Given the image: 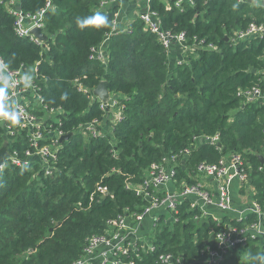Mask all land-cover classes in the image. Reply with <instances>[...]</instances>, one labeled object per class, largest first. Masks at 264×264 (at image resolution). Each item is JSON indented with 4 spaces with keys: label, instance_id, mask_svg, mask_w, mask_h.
<instances>
[{
    "label": "trees",
    "instance_id": "trees-1",
    "mask_svg": "<svg viewBox=\"0 0 264 264\" xmlns=\"http://www.w3.org/2000/svg\"><path fill=\"white\" fill-rule=\"evenodd\" d=\"M102 0H20L24 14L42 17L47 50L14 32V19L0 6V56L10 69L37 67L45 103L64 111L55 125L70 139L61 143L57 172L46 177L37 167L6 165L0 170V264H72L83 255L87 240L101 236L107 221L145 202L133 186L163 158L178 155V184H197L196 168L214 165L237 154L250 200L264 213V99L245 103L239 91L264 89V38L232 44L237 30L264 23V8L248 0H151L164 31L183 33L186 50L177 63L157 37L136 18L112 33L117 6L100 8ZM264 3V0H256ZM99 13L106 24L96 23ZM93 18L81 26L79 20ZM212 44L216 50L199 48ZM105 44V59L95 58ZM204 45V44H203ZM107 82L123 107L122 119L111 123L99 107L75 87L93 90ZM93 120L102 135L89 138L77 131ZM216 137L215 144L210 140ZM220 144V147H217ZM187 151L186 154L180 152ZM183 162V165H182ZM241 185L238 196H245ZM185 200L178 222L157 226L152 252H130L123 262L153 264L160 254L195 263L211 246L219 229ZM257 221L248 213L235 226ZM244 264H264V241L250 239ZM236 259L224 264H238Z\"/></svg>",
    "mask_w": 264,
    "mask_h": 264
},
{
    "label": "built area",
    "instance_id": "built-area-1",
    "mask_svg": "<svg viewBox=\"0 0 264 264\" xmlns=\"http://www.w3.org/2000/svg\"><path fill=\"white\" fill-rule=\"evenodd\" d=\"M20 0H0V6L13 17L14 32L20 38H28L38 45L43 51L47 50L46 43L32 34V30L39 29L43 34L44 25L42 17L45 11L51 8L46 3V8L36 14H24L19 5ZM122 0H102L100 8L105 9L119 4ZM144 6L137 18L145 28L156 35L158 42L165 50L171 52L175 46L180 48L181 54L186 50L193 51L185 44L183 33L174 35L164 31L161 27L158 14L151 11V0H143ZM183 1L177 0L175 6L180 8ZM251 4L264 3L252 0ZM116 17V16H115ZM116 20L112 23V33L117 32ZM126 30V29H125ZM264 38V23H252L243 30H237L230 38L232 44L253 39ZM204 44V45H203ZM200 49L216 50L212 44L199 43ZM95 58L104 61L105 56L98 48ZM37 65V64H36ZM21 66L19 69H10L0 56V87L5 89L3 104L5 109L15 115L14 119L0 117V149L5 147V154L0 170L6 165L17 168L37 167L44 176L49 177L57 172L56 163L61 149L60 138L65 134L55 127L61 117L65 116L63 110L49 107L41 94L37 67ZM77 90L83 93L92 102L95 99L92 91L75 84ZM245 103H254L264 99V89L253 87L237 93ZM100 109L105 112L106 118L111 123L122 119L123 107L118 99L110 95L108 103L99 101ZM102 122L93 120L88 125H80L77 131L87 134L89 138H97L102 135L98 129ZM216 137L210 141L215 144ZM186 154L187 151L180 152ZM178 155L165 157L159 163L152 165L141 183L133 186L136 196L146 204L138 211L117 215L107 221L106 230L101 236H92L87 240L82 257L72 264H133L132 261L123 262L122 257L130 252L138 254L140 251L147 253L154 250L153 237L141 236L140 230L145 219L151 222L149 230L157 226H170L178 222L179 206L189 200L190 210H199L200 215H195L190 221L197 224L202 218H212L217 222L219 229L210 236L211 246L206 249L195 263L191 264H224L239 256L238 264H244L245 250L250 239L264 241V213L251 202L236 208L233 204L231 188L236 181L244 186L246 194L248 189L247 175L242 170V160L237 154H231L217 164H200L196 168V177L202 179L197 184L187 186L178 184L176 180V168L179 166ZM264 172V163L259 168ZM202 182H210L213 187L208 189ZM175 184V189L170 186ZM238 189V191H239ZM250 196V195H249ZM248 196V197H249ZM246 197V195L244 196ZM248 213L257 214V221L248 225L235 226L223 223V220L241 222ZM153 264H183L181 258L171 254H160Z\"/></svg>",
    "mask_w": 264,
    "mask_h": 264
},
{
    "label": "crops",
    "instance_id": "crops-1",
    "mask_svg": "<svg viewBox=\"0 0 264 264\" xmlns=\"http://www.w3.org/2000/svg\"><path fill=\"white\" fill-rule=\"evenodd\" d=\"M115 6H117V13L115 15L116 16L115 20L117 22L116 23V30L117 31H123L127 28V26L132 21H134L137 18L138 14L143 9L144 1L143 0H122L119 4H117ZM100 48H101L103 54L105 55V52H104L105 51V44H103ZM180 59H181L180 48L178 46H175L173 48V50L170 52V61H171V63L173 62L175 64ZM198 181H202V179L198 178ZM202 184H204L208 189H211L213 187V185H211L210 182H202ZM170 188H171L170 190H174L175 184H172V187L170 186ZM238 189H239V184L236 181H234L232 188H231V195H232L233 204L236 208H241V207H243L244 204L250 203V196L249 195L251 194V190L248 189L246 197H244V196L239 197L238 196V192H239ZM241 202H243V204ZM150 225H151L150 220L145 219L144 222L142 223V229L140 230L141 236H147V234H145V232H146L145 226H147V228L148 227L150 228ZM149 228H148V230H149ZM149 233H150V230H149ZM153 236H154V232H153Z\"/></svg>",
    "mask_w": 264,
    "mask_h": 264
},
{
    "label": "water",
    "instance_id": "water-1",
    "mask_svg": "<svg viewBox=\"0 0 264 264\" xmlns=\"http://www.w3.org/2000/svg\"><path fill=\"white\" fill-rule=\"evenodd\" d=\"M252 0H248V2H251ZM32 34L38 38L41 41H44V35L42 34V32L39 29H34L32 30ZM92 94L94 96L95 99H98L99 101H101L102 103H108L110 100V92L108 91L107 88V82L106 81H101L96 88L93 89ZM70 139V134L64 135L60 138V142L63 141H67ZM217 147H220V144H217ZM4 154H5V147H2L0 149V164L2 163L3 159H4ZM260 162L263 164L264 163V157L260 156L259 157ZM183 165V162H182Z\"/></svg>",
    "mask_w": 264,
    "mask_h": 264
},
{
    "label": "clouds",
    "instance_id": "clouds-1",
    "mask_svg": "<svg viewBox=\"0 0 264 264\" xmlns=\"http://www.w3.org/2000/svg\"><path fill=\"white\" fill-rule=\"evenodd\" d=\"M96 23L99 24H106L107 23V17L102 16L101 14L97 13L95 18H94ZM93 18H85V19H81L79 20V24L81 26L85 25V24H91L94 22ZM0 71H2V68H0ZM5 96V89L3 87H0V117H6L8 119H14L15 115L13 113L8 112L3 104V99ZM262 260H264V257H261Z\"/></svg>",
    "mask_w": 264,
    "mask_h": 264
},
{
    "label": "rangeland",
    "instance_id": "rangeland-1",
    "mask_svg": "<svg viewBox=\"0 0 264 264\" xmlns=\"http://www.w3.org/2000/svg\"><path fill=\"white\" fill-rule=\"evenodd\" d=\"M238 198V197H237ZM239 199V198H238ZM241 201V200H240ZM245 201V200H244ZM243 204V202H241ZM149 228V227H148ZM147 226H145V234H147V238H151V236H153V230L150 231L149 233V230H148ZM150 236V237H149Z\"/></svg>",
    "mask_w": 264,
    "mask_h": 264
}]
</instances>
